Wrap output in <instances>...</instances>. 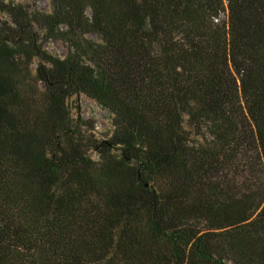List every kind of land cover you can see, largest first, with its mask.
<instances>
[{"label": "trees", "instance_id": "trees-1", "mask_svg": "<svg viewBox=\"0 0 264 264\" xmlns=\"http://www.w3.org/2000/svg\"><path fill=\"white\" fill-rule=\"evenodd\" d=\"M50 3L0 0V264H264V0Z\"/></svg>", "mask_w": 264, "mask_h": 264}, {"label": "rangeland", "instance_id": "rangeland-1", "mask_svg": "<svg viewBox=\"0 0 264 264\" xmlns=\"http://www.w3.org/2000/svg\"><path fill=\"white\" fill-rule=\"evenodd\" d=\"M7 2L15 4H35L39 9L45 12L51 10L50 0H6ZM5 18L4 16H1ZM89 38L95 39V36L90 35ZM44 48L52 55L58 57H65L68 53V45L61 41H45L43 42ZM39 60H36L34 68H36ZM73 118L76 120L78 116L82 122L84 129H92L91 133L95 135L97 139H107L111 134L113 127L109 113L99 107L93 100L82 95L79 98H75L69 103ZM93 158H97L95 153H91Z\"/></svg>", "mask_w": 264, "mask_h": 264}]
</instances>
